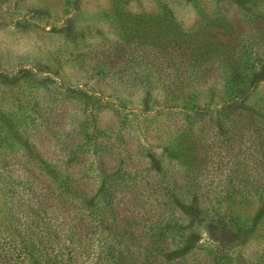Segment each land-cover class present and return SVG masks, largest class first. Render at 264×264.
Listing matches in <instances>:
<instances>
[{"label": "trees", "instance_id": "16d2710c", "mask_svg": "<svg viewBox=\"0 0 264 264\" xmlns=\"http://www.w3.org/2000/svg\"><path fill=\"white\" fill-rule=\"evenodd\" d=\"M19 1L0 0V28L79 35L74 0L65 18L9 14ZM139 2L111 0L115 34L63 46L56 71L0 53V79L39 86L0 84V264H264L247 249L264 240V95L241 108L264 82V0H190L189 23Z\"/></svg>", "mask_w": 264, "mask_h": 264}, {"label": "rangeland", "instance_id": "374dc122", "mask_svg": "<svg viewBox=\"0 0 264 264\" xmlns=\"http://www.w3.org/2000/svg\"><path fill=\"white\" fill-rule=\"evenodd\" d=\"M203 2L207 6H215V0H203ZM17 3H19V5L17 4L19 11L16 10L14 6L9 5V14L17 15L19 12L27 13V11L38 7L44 9L46 13H50L58 18H65L63 6L67 4L66 0H21ZM73 3L77 13L73 24L76 25L77 29H80L77 38L54 32L50 33L33 26H15L9 23V17L1 20L4 24V27L0 28V53L3 61L5 63L14 62L23 56H27L30 60L32 58L42 60V62H44V70L56 71L58 67L53 59L54 53L60 51V48L64 51L63 46L73 45L79 47L87 42V40L108 38L115 34V21L104 16L110 11L111 0H74ZM164 5L174 9L179 18L186 23L192 22L198 15L197 9L190 0H141V2L135 4V8L139 10H159L163 8ZM66 6L67 8L71 7V5ZM43 25L47 27L46 29H52L51 25H45V23ZM224 80V77L220 78L218 83L215 84L213 82L210 88L215 92H217V88H220L221 94V89L224 88ZM3 83L15 85L14 87L11 86V88H39V86L36 85V81L33 82L29 80L27 82L24 78H19L14 81L0 79V84ZM242 88L251 91L249 92V98L241 104V108H247V105L252 108H254L253 106L259 107L258 99L264 95V82L261 81L254 87L243 86ZM241 213L245 220H254L259 213V203L256 201L249 205H243ZM206 236L207 234H202V237ZM247 246V249L263 247L264 240L261 237L254 238L253 241L247 243Z\"/></svg>", "mask_w": 264, "mask_h": 264}]
</instances>
